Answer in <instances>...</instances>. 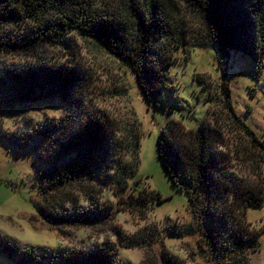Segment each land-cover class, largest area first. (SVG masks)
<instances>
[{
    "label": "trees",
    "instance_id": "trees-1",
    "mask_svg": "<svg viewBox=\"0 0 264 264\" xmlns=\"http://www.w3.org/2000/svg\"><path fill=\"white\" fill-rule=\"evenodd\" d=\"M112 2L114 5L107 6L101 0H0V56L26 57L23 64L0 63V92L20 103L55 97L83 117L73 125L60 121L54 135L39 132L44 147L36 156L45 169L38 179L49 183L39 184L42 203L36 211L51 224L103 219L106 207L97 203L96 183L111 185L117 196L130 191L127 204L135 208L158 206L163 200L158 192L133 179L139 134L131 131L133 127L128 129L125 145L132 158L119 160L116 151L124 145L116 130L105 114L89 112L81 99L85 76L79 64L50 61L53 56L46 54L47 48L66 49L71 31L90 38L129 66L143 98L151 102L161 92L174 93L169 67L179 49L209 45L222 59L232 53L245 57L255 71L264 60V0ZM205 101L220 103V113L209 114L207 108L197 129L167 121L157 136L162 168L172 188L184 194L196 219L194 226L170 235H200L202 251L213 264H247V252L258 248L259 233L251 229L245 213L264 201V141L237 117L224 81L218 92H207ZM80 183H84L80 193L85 194L87 206L74 213L65 209L62 214L70 216L51 213L54 207L48 205V197ZM59 201L62 206L71 204L68 198ZM118 238L124 247H142L137 239L121 233ZM0 252L10 258L22 254L26 262L42 263L51 255L56 264H119L117 249L109 243L89 249H47L39 255L33 248L18 250L0 242ZM160 261L182 264L166 250L161 251Z\"/></svg>",
    "mask_w": 264,
    "mask_h": 264
},
{
    "label": "rangeland",
    "instance_id": "rangeland-1",
    "mask_svg": "<svg viewBox=\"0 0 264 264\" xmlns=\"http://www.w3.org/2000/svg\"><path fill=\"white\" fill-rule=\"evenodd\" d=\"M101 1L107 6L114 5L112 0ZM66 45L64 50L47 48L46 54L53 56L50 61L79 64L85 76L81 99L88 104L89 112L97 116L105 114L116 130L120 144L124 145L123 150L116 151L119 160L132 158L129 145H125L128 129L133 127L131 131L139 134L133 179H139L145 189L158 192L163 202L135 208L127 204L130 191L117 196L111 185L96 183L97 203L106 207L103 219L64 225L45 222L36 211L42 203L39 184L48 182L38 179L40 171L45 169L36 156V151L44 147L39 132L50 131L54 135L59 132L60 121H71L69 124L73 125L83 117L55 97L20 103L0 92V242L18 250L33 248L39 255L47 249H89L109 243L117 249L119 264H161L162 250L182 264H213L202 251L200 235H170L172 231L183 232L186 226H194L196 219L187 207L184 194L172 188L162 168L157 155V136L167 121L176 120L185 128L197 129L207 108L209 114L218 115L221 104L205 100L207 92L211 95L218 92L224 81L233 111L264 141V60L255 71L245 57L232 53L222 59L209 45L179 49L169 67L174 93L161 92L151 102L143 98L129 66L90 38L71 31ZM1 62L23 64L26 57L0 56ZM261 171L264 174V164ZM242 172L247 176L246 169L242 168ZM83 184L67 185L56 191L53 198L50 195L47 203L53 204L51 213L70 216L62 214L65 209L74 213V209L86 207L85 194L80 193ZM60 198H68L71 204L60 205ZM245 215L251 229L259 233L258 248L247 252L246 263L264 264V201L259 207L247 208ZM120 233L127 239H137L142 247H124L118 238ZM22 260V254L10 258L0 252V264H56L51 255L42 263Z\"/></svg>",
    "mask_w": 264,
    "mask_h": 264
}]
</instances>
